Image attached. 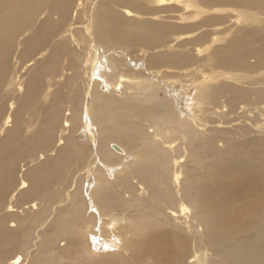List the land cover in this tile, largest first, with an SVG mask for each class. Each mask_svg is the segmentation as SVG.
Returning <instances> with one entry per match:
<instances>
[{"label":"bare ground","instance_id":"6f19581e","mask_svg":"<svg viewBox=\"0 0 264 264\" xmlns=\"http://www.w3.org/2000/svg\"><path fill=\"white\" fill-rule=\"evenodd\" d=\"M248 6L0 0V264H264Z\"/></svg>","mask_w":264,"mask_h":264},{"label":"rangeland","instance_id":"374dc122","mask_svg":"<svg viewBox=\"0 0 264 264\" xmlns=\"http://www.w3.org/2000/svg\"><path fill=\"white\" fill-rule=\"evenodd\" d=\"M227 12H231V10H227ZM241 12L242 13L243 12L251 13L252 17H251V19H243V21H241L242 24L238 28H236L234 31H232V32H243V27H245L247 24H248V29L246 30L247 32H250L252 30V28H257L260 32L264 31V8L261 7V8H252V9H250L249 6H248V7H245L243 10H241ZM169 13H171V11H169L167 13V15H171ZM233 19L234 18H232V20ZM226 23H229V21L226 22ZM220 27L222 28V25ZM255 36H256V32H254L252 30V38H248V40L250 41L248 44H249L250 48L256 50V49H259L261 44L264 43V37H262L263 39H262V41H260V40H255ZM240 49H243V48H240ZM198 72H199V70H198ZM256 87H258V86H256ZM181 90H182V87L177 88V92H179ZM194 91H195V87L191 86V89L188 91V94H184L182 92V94H179L177 96L176 90H172L171 93L174 94L175 97L177 96V101H178L177 102V106L180 109L187 110L186 105H185V101H186L185 99H186L187 96H189V97L192 96V93H194ZM64 97L66 99L65 93H64ZM56 106H58V103L51 104L50 106H44V107L42 106L43 107L42 108L43 113L46 114L48 110H50L52 108H55ZM250 136H254V133L251 132L247 136H245V134L243 133V141H244V139H247ZM25 146H29V143H25L22 139H19L17 141V143L15 144V146H14V150H13V146H12L11 149H9V151H7L5 153H8L10 155V158H11L12 156H14L17 153H19L20 150L23 147H25ZM10 158H8L6 160H10ZM5 161L3 160V162H5Z\"/></svg>","mask_w":264,"mask_h":264}]
</instances>
